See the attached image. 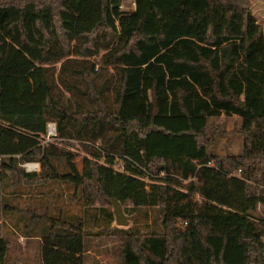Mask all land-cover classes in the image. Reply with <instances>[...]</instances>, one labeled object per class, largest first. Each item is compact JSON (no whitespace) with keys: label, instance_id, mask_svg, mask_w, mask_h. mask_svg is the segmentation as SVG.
<instances>
[{"label":"trees","instance_id":"trees-1","mask_svg":"<svg viewBox=\"0 0 264 264\" xmlns=\"http://www.w3.org/2000/svg\"><path fill=\"white\" fill-rule=\"evenodd\" d=\"M134 1L126 13L123 0H0V197L5 173L41 162L23 177L101 205L120 264H264V29L251 0ZM223 115L241 118L238 156L208 151ZM50 123L56 140L92 146L83 171L42 145ZM114 199L130 215L160 209L162 231L113 227ZM46 221L42 264H86L83 222ZM9 248L0 236V264Z\"/></svg>","mask_w":264,"mask_h":264},{"label":"rangeland","instance_id":"rangeland-1","mask_svg":"<svg viewBox=\"0 0 264 264\" xmlns=\"http://www.w3.org/2000/svg\"><path fill=\"white\" fill-rule=\"evenodd\" d=\"M122 10L126 13L133 12L136 8L134 0H123ZM251 9L256 16L258 23L264 29V0H251ZM103 54V53H102ZM101 54V55H102ZM101 56L89 59L90 62L97 64ZM61 65L56 67L57 71ZM242 121L241 118L233 116L227 117L225 115L219 118H212L209 120L208 138L211 142L208 146V151L217 156H238L244 151V139L240 135ZM54 144L55 147L64 152H68L74 156V163L80 171L84 169V161L91 159L89 153L90 146L87 142H80L76 140H51L48 142L42 139L44 147ZM100 142L95 144L99 147ZM103 163V161H101ZM54 166L61 173L68 171V162L66 158L53 159ZM18 170L15 172L5 173L3 180V193H7L8 197H0L2 209L0 208V221H3L4 227L0 229L2 234L10 243L8 250V260L23 259L24 255H29V264H40V247L35 240H26V234L39 235L42 228L47 225V218L76 220L78 223L82 221L85 227V233L88 236L86 254V264H120L119 261V245L121 238L110 237L105 230L106 218L99 208L85 207L80 198V195L75 194V188L72 185L62 183L59 181L49 180H26L23 177L25 170L18 165ZM27 174V173H26ZM41 174H38L40 176ZM241 176V173H238ZM146 184L150 185L151 181L145 178ZM195 181V180H194ZM191 182L178 180V185H175L177 190H181ZM181 184V186H180ZM41 187L42 189L40 190ZM44 191L43 197L28 198V201L19 199L17 196L23 191ZM37 199V202L34 201ZM195 201L201 202L199 196H195ZM30 210L29 213L24 214V210ZM34 209V211L32 210ZM113 212L112 205L109 208ZM125 211V209H124ZM130 209L125 211V214L130 217V225L128 227H120L123 229L133 228L138 229L145 235H151L152 232L162 231V214L158 208H141L129 214ZM39 214L43 219L33 216ZM257 217H264V204L259 205L257 212L254 214ZM115 218V216H114ZM37 219L39 221H37ZM27 220L28 223H25ZM31 221H36L34 226L30 225ZM116 226L114 221L111 224ZM182 223L178 222L177 226ZM1 226V225H0ZM106 234V235H105ZM105 236V237H102ZM27 241V242H26ZM25 243L27 246H25ZM24 248V249H23ZM39 258V260H38Z\"/></svg>","mask_w":264,"mask_h":264},{"label":"crops","instance_id":"crops-1","mask_svg":"<svg viewBox=\"0 0 264 264\" xmlns=\"http://www.w3.org/2000/svg\"><path fill=\"white\" fill-rule=\"evenodd\" d=\"M39 188H40V190L42 189L41 187H39ZM40 190H36V191H32V192H30V191H23V192L19 193L17 196L19 197V199L22 198L24 201H28V198H32V197L33 198H36L37 197V194H38V197H43L44 195H40V194H45V192L44 191L39 192ZM1 197L2 198L8 197V195H7V193H3L2 192V196ZM34 201L37 202V199L34 200ZM0 208L2 209V203H0ZM22 210H24V214H27V213L30 212L29 209L26 210L25 208H22ZM32 210L34 211V209H32ZM38 215L39 214H33V216H38ZM39 217H40V215L37 218H39ZM24 221H25V223H28L27 220H24ZM37 221H39V220L37 219ZM35 223H36V221H31L30 225L34 226ZM0 225H1L0 226V229L4 227L3 221H0ZM45 227H46V225H45ZM0 236L4 237L2 234ZM25 238H26V240H32V241L35 240L36 241V244L38 245V247H40V264H42V260H41L42 238H41V235L40 234L39 235L26 234L25 235ZM25 246H27L26 243H25ZM29 258H30L29 255H24L23 256V259L22 258H20V259H12L11 261L13 262V264H29V262H28L29 261ZM38 260H39V258H38Z\"/></svg>","mask_w":264,"mask_h":264},{"label":"built area","instance_id":"built-area-1","mask_svg":"<svg viewBox=\"0 0 264 264\" xmlns=\"http://www.w3.org/2000/svg\"><path fill=\"white\" fill-rule=\"evenodd\" d=\"M58 133H57V127L55 123H50L47 128V134L44 137L48 142L51 140L57 139ZM6 157L0 155V164ZM17 159H20V156L16 157ZM19 165L25 170L27 174L30 175H38L42 173V163L41 162H30V161H20ZM119 168H123L121 166H118Z\"/></svg>","mask_w":264,"mask_h":264},{"label":"water","instance_id":"water-1","mask_svg":"<svg viewBox=\"0 0 264 264\" xmlns=\"http://www.w3.org/2000/svg\"><path fill=\"white\" fill-rule=\"evenodd\" d=\"M113 207L115 222L117 227H128L130 225V217L125 214L122 204L117 200H110Z\"/></svg>","mask_w":264,"mask_h":264}]
</instances>
